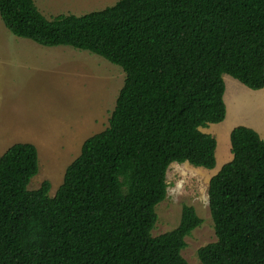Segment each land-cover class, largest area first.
Segmentation results:
<instances>
[{
	"label": "trees",
	"instance_id": "trees-1",
	"mask_svg": "<svg viewBox=\"0 0 264 264\" xmlns=\"http://www.w3.org/2000/svg\"><path fill=\"white\" fill-rule=\"evenodd\" d=\"M17 38L72 47L123 69L109 126L85 141L51 196L35 145L0 157V264H188L186 239L203 225L185 206L159 237L157 207L168 171L188 163L214 170L216 138L202 129L227 118L224 76L264 90V0H120L84 16L47 19L34 0H0ZM233 160L210 181L217 241L202 264H264V140L231 133Z\"/></svg>",
	"mask_w": 264,
	"mask_h": 264
},
{
	"label": "rangeland",
	"instance_id": "rangeland-1",
	"mask_svg": "<svg viewBox=\"0 0 264 264\" xmlns=\"http://www.w3.org/2000/svg\"><path fill=\"white\" fill-rule=\"evenodd\" d=\"M34 1L51 20L60 15L84 16L102 11L120 0ZM20 41L32 43L31 54L16 48ZM6 43L14 46H5ZM46 48H62L67 52L63 57L58 55L59 49L52 53L42 50ZM125 80L122 68L98 55L66 46L44 48L31 40L17 38L0 16V157L15 144L35 145L40 172L29 189L38 190L49 181L54 197L85 141L109 126ZM224 80L225 103L231 116L227 108L225 122L204 130L216 138L219 154L225 149L231 153V132L235 127L255 125V131L264 128L263 94L249 90L229 76H224ZM259 134L264 140L262 132ZM220 170L219 166L208 170L176 163L168 171V196L156 209L158 222L153 236L175 230L180 225L183 208L194 207L203 225L186 239L183 257L188 264H202L199 250L217 241L209 186Z\"/></svg>",
	"mask_w": 264,
	"mask_h": 264
},
{
	"label": "crops",
	"instance_id": "crops-1",
	"mask_svg": "<svg viewBox=\"0 0 264 264\" xmlns=\"http://www.w3.org/2000/svg\"><path fill=\"white\" fill-rule=\"evenodd\" d=\"M3 21V20H2ZM4 23V22H3ZM5 46H14V45H12V44H5ZM16 48L18 49V50H21V53H22V49H24V52H29L30 54L32 53V48H31V46H32V43L31 42H29V41H20V43H17L16 45ZM45 48V47H44ZM60 50L59 51V54L58 55H62L63 57L65 56V53L67 52L65 49H62V48H56V49H52V48H46V49H42V50H48V51H50V52H52V53H54V52H56L57 50ZM35 52H37V50L35 49ZM230 77V76H229ZM239 82V81H238ZM240 83V82H239ZM241 84V83H240ZM243 85V84H242ZM244 86V85H243ZM245 87V86H244ZM247 88V87H246ZM227 89V88H226ZM250 90V89H249ZM252 91V90H251ZM251 91H247V92H251ZM255 92V91H254ZM263 92V93H262ZM256 93H259V94H263L262 95V97H261V99H263L264 98V90H261V91H256ZM243 95H245V96H247L246 94H243ZM248 97V96H247ZM255 98V97H254ZM227 106V105H226ZM227 108H228V106H227ZM228 116L230 117L231 116V114H230V111H229V108H228ZM228 118V117H227ZM255 126V125H254ZM254 126H252V127H248V128H251V129H254L255 130V127ZM237 127H240V126H237ZM237 127H235V128H237ZM257 127V126H256ZM210 127H208V128H206V129H209ZM234 128V129H235ZM206 129H202V131L204 132V133H206L204 130H206ZM233 129V130H234ZM232 130V131H233ZM259 133H261L262 132V135H264V128L263 127H261L259 130H257ZM232 133V132H231ZM206 134H210V135H212V136H214L213 134H211V133H206ZM218 149V148H217ZM232 153V152H231ZM230 152H229V149H225V151L224 150H222L221 151V155L219 154V152H218V150H217V166H219V167H221V169L224 167V165H226V164H228V163H230L232 160H233V158H234V156H233V154H231ZM222 162V163H221ZM216 166V167H217ZM221 171V170H220ZM219 171V172H220ZM218 172V173H219Z\"/></svg>",
	"mask_w": 264,
	"mask_h": 264
}]
</instances>
